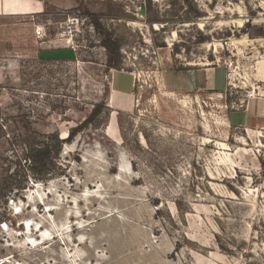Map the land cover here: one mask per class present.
I'll list each match as a JSON object with an SVG mask.
<instances>
[{
  "label": "rangeland",
  "instance_id": "374dc122",
  "mask_svg": "<svg viewBox=\"0 0 264 264\" xmlns=\"http://www.w3.org/2000/svg\"><path fill=\"white\" fill-rule=\"evenodd\" d=\"M61 1L1 70L2 252L264 264V0ZM214 67L224 89L199 87ZM43 143L38 174L28 157ZM35 223L54 233L42 248L27 243Z\"/></svg>",
  "mask_w": 264,
  "mask_h": 264
},
{
  "label": "crops",
  "instance_id": "0c3cea01",
  "mask_svg": "<svg viewBox=\"0 0 264 264\" xmlns=\"http://www.w3.org/2000/svg\"><path fill=\"white\" fill-rule=\"evenodd\" d=\"M50 6L56 8L53 13L58 16L60 11H57V9L61 8L63 4L61 0H0V36H2L0 38V62H10V66L9 64L3 65V69H0V75L1 70L3 72L4 69H9L10 72H13L17 65L15 62L18 63L22 59L27 58L28 22L34 25L37 30H40L39 35L34 30L36 39L40 40L42 38L45 19L41 17ZM38 21L41 23H38ZM218 70H221V68H207L201 73L196 71L195 75H193L194 82L204 89L223 90L224 78L219 83L220 81L216 78V74L220 72V78H222L224 71ZM192 74L189 73L190 76Z\"/></svg>",
  "mask_w": 264,
  "mask_h": 264
},
{
  "label": "bare ground",
  "instance_id": "6f19581e",
  "mask_svg": "<svg viewBox=\"0 0 264 264\" xmlns=\"http://www.w3.org/2000/svg\"><path fill=\"white\" fill-rule=\"evenodd\" d=\"M14 209L17 210V208H14ZM24 225L28 229L29 220H27L24 223ZM35 225H36V223H35ZM35 228H36V232H38V236L36 238H32L31 236H27V243L30 245V247L42 248L44 243H47L48 241L52 240V237L54 236V233L51 232V230H49L47 228H41L38 225H36ZM55 232L58 233L57 230H55ZM57 235H59V233ZM63 250H64V253H65V256L68 258V260L71 262V264H75L74 255L68 250L67 247L64 248Z\"/></svg>",
  "mask_w": 264,
  "mask_h": 264
},
{
  "label": "trees",
  "instance_id": "16d2710c",
  "mask_svg": "<svg viewBox=\"0 0 264 264\" xmlns=\"http://www.w3.org/2000/svg\"><path fill=\"white\" fill-rule=\"evenodd\" d=\"M71 136V135H70ZM55 136H52V138ZM58 144H60L62 141L58 140ZM59 146V145H58ZM58 149V148H57ZM51 147L49 144H44L40 146L38 149H35L30 154V157H28L29 160H31L36 165L32 168L35 170L38 174H46L48 173V166L49 158L51 157Z\"/></svg>",
  "mask_w": 264,
  "mask_h": 264
},
{
  "label": "built area",
  "instance_id": "2783aa9c",
  "mask_svg": "<svg viewBox=\"0 0 264 264\" xmlns=\"http://www.w3.org/2000/svg\"><path fill=\"white\" fill-rule=\"evenodd\" d=\"M37 35L40 34V30L35 31ZM231 62H228L229 67ZM229 85V82H228ZM10 230V223L4 219L0 220V234L7 233ZM0 241L2 239L0 238ZM2 244H0V264H30V262L24 261L18 256H14L11 253L2 252Z\"/></svg>",
  "mask_w": 264,
  "mask_h": 264
}]
</instances>
